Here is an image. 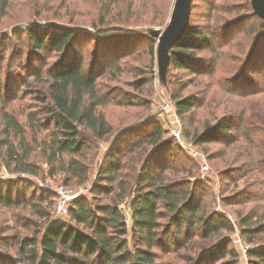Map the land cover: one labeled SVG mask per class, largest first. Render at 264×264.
<instances>
[{
	"label": "trees",
	"instance_id": "1",
	"mask_svg": "<svg viewBox=\"0 0 264 264\" xmlns=\"http://www.w3.org/2000/svg\"><path fill=\"white\" fill-rule=\"evenodd\" d=\"M116 1H96L97 10L103 15H99L101 24L90 22L89 26L95 33L57 26L41 28L38 25L22 30L31 47V54L37 56L33 58L34 61L45 63L52 53L58 58L44 71L39 66L30 68L31 61L28 62L29 71L21 79V83L34 92L41 110L25 112L21 115L23 121L13 112L1 110L0 166L21 174L41 175L43 171L34 156L38 151V157L46 164L48 176L62 173L66 175L63 185L69 186L70 182L84 185L90 177L92 161L89 160V152L97 148L93 141L96 144L113 133V127L102 109L112 103L136 106L137 96L150 95L156 40L148 36L150 28L145 31L120 23H109L106 18L110 17V9L116 5ZM47 2L0 0V21L11 6L28 7L27 13L38 14L49 9ZM247 3L245 14L259 18L253 13L250 0ZM192 8L193 3L190 16ZM165 17H160L159 24L152 21L146 24L162 25ZM213 18L216 25L223 19L219 16ZM116 25L125 29L104 33ZM211 27L209 23L208 30L198 29L190 23L189 18L184 35L169 51L166 78L173 67L196 74H209L206 86L193 96L180 97L178 90H172L171 97L182 119L189 112L187 122L192 127L191 140L194 145L224 142L227 143L224 146H228L230 141H234L226 139L230 132L236 129L239 135H246L244 132L249 131L246 121L251 119L252 114L248 110V101L242 98L264 92L257 87L247 89L237 82L245 74L249 60L264 37V22L260 23V31L256 33L240 69L224 80L231 100L222 99L220 105L224 104L225 108L220 115L216 114L218 106L211 107L216 104L214 89L209 90L207 96H196L203 93L205 87L222 84L224 70L235 69L238 61L220 52L226 42H212L217 30L223 26ZM14 36H17L15 32ZM140 38L152 40L146 47L152 64L140 70L131 82L135 94L123 95L122 91H116L114 84L122 73L117 62L137 48L136 39ZM87 39L92 41L93 49L88 56V64H85L84 56L75 45ZM6 44L7 40H3L1 45ZM201 49L217 53L208 71L194 68L193 65L195 51ZM199 82L203 85L202 80ZM238 97L245 108L235 100ZM4 99L3 107L7 105ZM228 104L233 108H229ZM194 112L195 116H192ZM231 119H237V122H230ZM146 121L133 129L137 131L150 126V122ZM195 122L197 124L193 126ZM132 131L125 130L124 126L116 132L112 144L101 158L100 168L89 189L93 195L109 197V201L99 200L97 196L88 199L81 195L71 202L68 220L52 218L56 195L52 200V195L31 185L27 178L0 179V208L3 209L0 213L8 214L4 226L0 224V232H11L8 238H0V264H238L239 253L231 245L233 225L224 214L211 209L204 201L205 192L197 186L198 182L188 179L192 170L186 164L177 162L178 153H181L172 150L175 147L172 140L164 137L165 130L159 124H154L140 140L123 146L125 135ZM144 145L150 149L147 151ZM137 148L146 154L144 158L129 155L121 161L122 153H132ZM206 150L208 158L218 153L217 150ZM164 151L170 154L165 156ZM224 155V152L218 153L220 160L229 164L231 159ZM233 160L235 163L240 161L236 158ZM167 161L171 164L165 169L169 164L165 163ZM259 161L250 153V164ZM231 167L222 170V180L236 171ZM101 181L108 185H101ZM27 194L29 198L23 196ZM243 201V198L233 200L232 197H222L226 205ZM11 208H19L20 212ZM238 217L242 237L247 243H253L257 239L256 234L264 231V210L260 213L250 210L246 215L238 214ZM163 219L166 220L163 222ZM160 253H164L163 256ZM247 255L249 264H264V246L256 245L248 250ZM219 259L223 260L216 262Z\"/></svg>",
	"mask_w": 264,
	"mask_h": 264
},
{
	"label": "rangeland",
	"instance_id": "2",
	"mask_svg": "<svg viewBox=\"0 0 264 264\" xmlns=\"http://www.w3.org/2000/svg\"><path fill=\"white\" fill-rule=\"evenodd\" d=\"M47 1L49 9L44 13H27L29 11L27 9L28 7L15 5L11 6L7 14L0 21V115L1 110L5 109L9 112H13L21 121H23L24 118L21 115L25 112H28L31 109L36 111L41 110V105L35 99L34 92H31V88L24 86V84L21 83V79L24 75H27L29 71L28 62L31 61L30 68L39 66L44 71L45 68L54 63L58 58L57 55L52 53L46 58L45 63H41L38 60L34 61L33 58H36L37 56L31 54V47L29 46L27 37L22 30L29 26L38 25L41 28L57 26L75 28L77 30L95 33V31L89 26L90 22L101 24L102 19L99 15L103 14L99 13L97 10V0ZM172 2L173 0H117L116 5L110 9L108 15L110 17H107L106 19L109 23H120L119 25H125V27L131 29H144L145 31L148 28L162 29L166 25L169 17ZM192 3L193 8L190 16V23L204 31L208 30L207 26L209 23L212 25L211 28L213 29L216 28V26L219 28H222L221 26H223L222 29L225 30L218 29L215 36H213L212 42L215 44L226 42L225 46L220 49V52H223V56L227 55L232 60L233 57H235L237 58L236 61H238V64L235 65V69L224 70V74L221 75L223 77L222 84L214 85L211 88L205 87L202 91L203 93H199L196 96L198 98L202 95L207 96L209 90L211 91L214 89L213 97L216 104H212L211 107L215 106L216 108V106H218L216 114L220 115L225 108L224 104L220 105L222 99L225 98L224 101L226 99L231 100V97L226 91L227 85L224 80L234 75L240 69V65L244 63V59L248 55V50L250 49L254 37L256 36V33L260 31L259 26L262 21L253 15L248 16L249 14H245L247 12V0H193ZM54 11L58 14L54 13ZM164 15L166 17L162 25L146 24L151 21L159 24L160 17ZM215 16L223 18L218 25H216L215 18H213ZM208 17L210 18L209 21ZM119 25H116L115 28L104 31V33L118 30L122 31L121 29H125L119 27ZM12 30L17 36H14ZM16 30L20 32H17ZM3 40H7V44L4 46L1 45ZM136 40L138 41H136V45H138L137 48L131 51L132 53H127L120 57V60L117 62L118 66L122 69V73H120L121 76L119 81L114 84H116V91H122L123 95L126 93L135 94L134 89L131 88V82L138 76L140 70L147 68L149 64H152L146 53V47L152 42V40L149 38H140ZM92 45V41L89 39L86 41L81 40L79 44L75 45L84 56L85 64H88V56L92 53L93 49ZM216 57L217 53L215 51L213 52L209 49L196 50L194 57L195 63L193 64L194 68H205L208 71L211 67L210 64L213 63L212 60H215ZM229 58L227 59L231 60ZM153 66L154 80L148 97L141 95L137 96L135 98V101L137 102L135 104L136 106H121L117 103H112L102 109V112L106 115L113 127V133L103 141H98L96 144L93 141L97 148H92L89 152V160L92 161L89 167V181L84 185H76L70 182L68 183L69 186L73 187L75 190H81L79 196L84 195L88 199H92V196H97L99 200L109 201V197L105 198L99 194L93 195L89 192V189L95 180L96 172L100 168L101 158L112 144L116 132L124 126L125 130H133L125 135L124 146L137 142L147 132H150L152 125L159 124L165 130L164 137L172 140L175 147L174 149L172 148V150H175V152L179 150L181 153H178L176 158L177 162H182L183 164H186L188 168H191L192 175L188 177V179L198 182L197 186L203 188L205 192L204 201L210 205L211 209L224 214L229 219L234 230L238 232L241 239L248 244L249 248H255L256 245L264 246V231L256 234L257 239L253 243H247L245 241L239 229L240 217H238V214L246 215L250 210H257L259 213L264 210V164L261 165L259 163L264 162L259 161L261 158L264 159V92L261 94L257 92L254 96L242 98V100L246 99L248 101V110L252 114L251 119L246 121L249 128V131L244 132L246 135H239L235 129L233 132H230L229 138H226L234 139V141L229 142L228 146H224V144H227L224 142L196 146L191 140L192 127H189L187 122L189 112L183 116V119L177 114L171 93L172 90H178L180 97L193 96L197 90L202 89L205 85L209 79V74H196L187 72L184 69L173 67L167 74L166 83L163 85L158 80L155 55L153 58ZM30 80L31 78L28 79V81ZM199 80L203 81V85ZM237 82H241L240 84L247 87V89L257 87L258 89L264 90V37L249 60L245 74ZM33 85H35V83ZM13 86L14 89H12ZM232 87H236V85H232ZM3 98H5L4 100H6L5 102L7 103L5 107H3L4 105L2 103ZM235 100L237 102L239 101V105L245 108L241 103V98L238 97ZM141 103H145L146 105H138ZM243 104L245 105L244 101ZM228 106L229 108H233L230 104H228ZM195 113L196 112H194V115L192 116H195ZM175 114L182 126V141L185 146L193 147L204 155L207 164L209 165V169L205 174L201 173L198 161L190 155L188 149L182 148L170 135V128L172 127L171 121L174 120ZM40 118L42 119L45 117ZM146 120L150 122V126H145L137 131L133 129L141 126L143 122H147ZM230 122H237V119H231ZM195 124L197 123L195 122L193 126ZM222 138L224 139V137ZM143 147H145V149L147 148V151L150 149L146 145ZM206 148V151L210 150V152H214V150H217L218 153L224 152V156L229 157L231 162L229 164H224L216 152L213 153V158H208L207 152H205ZM140 149L141 148H137L132 153H129V151L124 152V154L122 153L121 161L126 160L129 155L136 156L137 158L143 156L144 158L146 154ZM250 153H253L259 162L254 163V165L253 163L250 164ZM168 154H170L169 151H164L165 156H168ZM34 156L37 157L36 161L39 163V166L43 171L41 175L33 176L29 174H21L10 171L4 166H0V179L6 178L17 180L21 177L27 178L26 180H28L31 185L42 191H47V195H52V200H54V196L56 195L55 188L63 183L66 175L57 173L53 177L48 176L46 172V164L38 157V151H35ZM234 158L240 161L235 163V160H233ZM168 162L169 161L165 163ZM170 164L171 162L166 164L165 169ZM230 165L232 166L231 168H234L236 171H234L229 178L222 180L221 176L224 174L222 173V170L226 167L230 168ZM72 181L76 182L74 179ZM100 184L108 185L105 181H101ZM13 190V194H15V188H13ZM23 196L29 198V194ZM109 196H111V194ZM222 197H232L233 200L234 198L237 200L243 198L244 201L239 204L226 205L222 202ZM1 210L3 209L0 208V211ZM11 210L20 212L19 208H11ZM7 218V213H0V224L4 226ZM52 218L68 220V215L65 214L58 216L53 210ZM164 220L166 219H163L162 221L164 222ZM10 235L11 232L9 230H3L0 232V238H8ZM231 245H233L239 253L238 247L232 240ZM1 248L3 247L1 246ZM155 251L159 253V251ZM162 254L164 253H160L161 256H163ZM222 260L223 259H219L216 262ZM238 264H249L248 255L246 258H243L239 253Z\"/></svg>",
	"mask_w": 264,
	"mask_h": 264
},
{
	"label": "water",
	"instance_id": "3",
	"mask_svg": "<svg viewBox=\"0 0 264 264\" xmlns=\"http://www.w3.org/2000/svg\"><path fill=\"white\" fill-rule=\"evenodd\" d=\"M253 13L264 22V0H250ZM192 0H173L166 25L150 28L147 33L156 40L155 60L159 82L166 83V73L170 62V49L182 38L189 24Z\"/></svg>",
	"mask_w": 264,
	"mask_h": 264
},
{
	"label": "built area",
	"instance_id": "4",
	"mask_svg": "<svg viewBox=\"0 0 264 264\" xmlns=\"http://www.w3.org/2000/svg\"><path fill=\"white\" fill-rule=\"evenodd\" d=\"M171 122H172V127L170 128V135L172 136V138L174 140H176L178 142V144L182 148L188 149V152L190 153V155L198 161L201 173L205 174V172H207L209 169V165L207 164V161H206L204 155L201 154L199 151H197L193 147H186L185 146V144L182 141V133H181L182 126L180 124V121L176 117V114H175L174 120ZM80 192H81V190H75L73 187L66 186L63 184L57 186L55 188V194H56V201L54 204L55 214H57L58 216H62V215L67 214L68 208H69L71 202L75 198L79 197V194H81ZM59 219H61V218H59ZM231 239L234 242V244L238 247L240 255L243 258H246L247 252L251 248H249L248 244H246L244 242V240L241 239V237L239 236V234L236 230H234V232L231 236Z\"/></svg>",
	"mask_w": 264,
	"mask_h": 264
}]
</instances>
